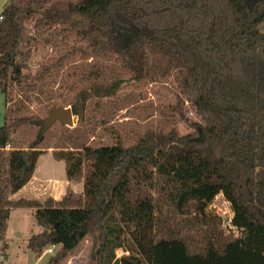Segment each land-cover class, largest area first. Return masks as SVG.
Returning a JSON list of instances; mask_svg holds the SVG:
<instances>
[{"label": "trees", "instance_id": "obj_1", "mask_svg": "<svg viewBox=\"0 0 264 264\" xmlns=\"http://www.w3.org/2000/svg\"><path fill=\"white\" fill-rule=\"evenodd\" d=\"M39 47L53 53L33 64ZM105 60L135 82L171 77L200 121L197 137L146 129L124 146L108 126L124 80L104 81ZM62 75L72 116L83 121L93 99L113 143L67 135L69 148H53L82 196L9 200L46 152L43 119L59 104L21 108ZM0 94L17 105L0 127L2 251L10 211L30 208L42 231L27 249L59 247L46 264H62L87 238L90 264H111L116 249L129 254L113 264H264V0H13L0 15ZM19 130L32 132L25 149L12 145ZM218 195L236 237L190 218L204 217Z\"/></svg>", "mask_w": 264, "mask_h": 264}, {"label": "rangeland", "instance_id": "obj_2", "mask_svg": "<svg viewBox=\"0 0 264 264\" xmlns=\"http://www.w3.org/2000/svg\"><path fill=\"white\" fill-rule=\"evenodd\" d=\"M12 1L0 0V15L3 9ZM76 1L65 0L70 5ZM51 53H53L52 50L39 47L34 52L31 61L33 64H36ZM91 61L92 59L89 57L88 62ZM103 62L105 65L103 79L106 83L113 78H121L124 80V83L117 93V98H114L116 100L115 112L108 123L109 127L119 133L124 146L134 144L136 138L146 129L166 132L171 128H175L180 136L188 135L192 139L197 137V133L199 132L197 124L200 121L188 103L184 102L179 96L180 94L171 77L162 78L156 82H150L148 79L135 82L129 79L130 75L121 70L114 60H105ZM152 65L156 67L155 62ZM79 66L85 68L82 64H79ZM70 68L66 66L64 71L71 70ZM31 72L34 73L33 67ZM66 81L68 80L65 76L58 77L50 84L52 91L42 94L40 98H37V101H33L29 105L25 104L21 108L23 110L22 113L27 115L39 113L42 105L51 103L49 99L53 95L60 99L59 102H56L59 104L58 107L70 109L69 106L72 102L73 93H69L64 88V85L67 83ZM46 97L48 98L46 99ZM93 101V99L89 100L86 105L83 121H78L77 117L72 116V127H66L59 122H54L44 133V140L40 147L50 152H52L54 147L69 148V143L65 138L67 135H79L85 139L87 144L94 147L112 144L113 138L102 129L98 122L99 117L91 111ZM16 106L14 103L5 105L3 96L0 94V127L4 124L6 110L15 111ZM31 135L32 132L30 130L17 131L13 136L12 145L25 149ZM45 176L47 178H54V183H50L44 188L46 190L45 192L48 194H59L62 190L64 192L65 189H62L60 184L66 181L64 176V163L63 161L55 160L51 153L46 152L39 156L36 169V177ZM40 189L41 187H39L38 183L33 180L19 193L32 192L36 194ZM57 196L59 200L61 197L59 195ZM46 198L48 197H42L40 202ZM31 211L16 210L11 215L12 217L9 221L5 236L7 248L3 251L8 264H46L48 259L56 253L55 251L53 255L48 253L42 255V252L40 256H36L27 249L28 239L42 231V228L34 220L33 210ZM231 216L229 205L218 195L207 208L204 217L191 215L190 218H204L215 226L221 232L222 236L232 235L236 237L238 232L230 227ZM58 248L53 247L52 249ZM93 248L92 238L83 240L79 247L62 264H90Z\"/></svg>", "mask_w": 264, "mask_h": 264}, {"label": "crops", "instance_id": "obj_3", "mask_svg": "<svg viewBox=\"0 0 264 264\" xmlns=\"http://www.w3.org/2000/svg\"><path fill=\"white\" fill-rule=\"evenodd\" d=\"M46 153H51V152L46 151ZM36 169H37V164H36V168L34 170V173L32 174L31 178L28 180V182L24 186H22V188H20L19 191H17L18 193L15 192V193L11 194L9 196V200L15 201V200L24 199V200H34V201L40 202V199H42V197H48L45 200L52 199L56 202H59L62 199V197L68 193L73 194L75 196H82V183L81 182L67 181V180L65 181V183H60L62 189H65L64 192L62 190V192H60L59 194H55V193L54 194H48L47 192H45L46 190L44 188H46V186H48L50 183H54V178L53 177L47 178V176H45L46 178L45 177H36ZM64 176H65V174H64ZM33 180H35V182L38 183L39 187H41V189L38 192H36V194H34L32 192H24L22 194L19 193V192H22L23 188H25V186H27V184H29V182H32ZM57 195H59V197H61L59 200L57 198L58 197ZM45 200L41 201L40 203L44 202ZM16 210H28L29 212H32L31 211L32 209L30 210V208H18V209L11 210L10 214H9L8 221H7V229H8L9 221L12 217L11 215Z\"/></svg>", "mask_w": 264, "mask_h": 264}, {"label": "water", "instance_id": "obj_4", "mask_svg": "<svg viewBox=\"0 0 264 264\" xmlns=\"http://www.w3.org/2000/svg\"><path fill=\"white\" fill-rule=\"evenodd\" d=\"M54 122H59L66 127H72V113L68 108L53 107L43 119L42 132L46 131Z\"/></svg>", "mask_w": 264, "mask_h": 264}, {"label": "built area", "instance_id": "obj_5", "mask_svg": "<svg viewBox=\"0 0 264 264\" xmlns=\"http://www.w3.org/2000/svg\"><path fill=\"white\" fill-rule=\"evenodd\" d=\"M47 98L48 97H46V99ZM49 100L51 102H55V103L60 101V99L57 98V96H55V95H53L51 97V99H49ZM9 149H10V146L9 145H6L5 146V150L7 151ZM53 247L54 246H51L48 249H44L42 255L47 254V253L50 254V255H53V253L55 251H57V249H52ZM128 254H129V252L127 250H125V249H116V250L112 251V254H111V264H113L115 261H118L122 257L127 256ZM0 264H8L7 263V260L5 258V255H4L3 251H2V249H0Z\"/></svg>", "mask_w": 264, "mask_h": 264}]
</instances>
